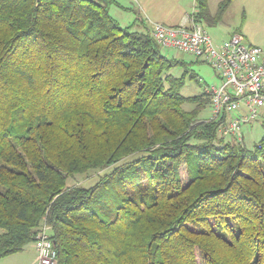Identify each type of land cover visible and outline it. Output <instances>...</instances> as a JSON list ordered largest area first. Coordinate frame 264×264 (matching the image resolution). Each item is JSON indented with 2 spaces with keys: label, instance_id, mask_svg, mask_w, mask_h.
Segmentation results:
<instances>
[{
  "label": "trees",
  "instance_id": "16d2710c",
  "mask_svg": "<svg viewBox=\"0 0 264 264\" xmlns=\"http://www.w3.org/2000/svg\"><path fill=\"white\" fill-rule=\"evenodd\" d=\"M112 6L0 0V260L47 226L58 264H264V134L223 137L186 64Z\"/></svg>",
  "mask_w": 264,
  "mask_h": 264
},
{
  "label": "built area",
  "instance_id": "2783aa9c",
  "mask_svg": "<svg viewBox=\"0 0 264 264\" xmlns=\"http://www.w3.org/2000/svg\"><path fill=\"white\" fill-rule=\"evenodd\" d=\"M152 36L165 50H176L207 63L218 84L205 87L211 98L210 119L221 120L219 132L243 141V126L264 117V47L246 42L242 35L216 44L191 16L179 25L153 23ZM45 226L34 243V264H58L57 250Z\"/></svg>",
  "mask_w": 264,
  "mask_h": 264
},
{
  "label": "rangeland",
  "instance_id": "374dc122",
  "mask_svg": "<svg viewBox=\"0 0 264 264\" xmlns=\"http://www.w3.org/2000/svg\"><path fill=\"white\" fill-rule=\"evenodd\" d=\"M194 1L195 0H185L183 3L189 14L196 11V3ZM224 1L225 0H207L208 15L211 22L204 20L203 26L212 40L220 43L230 39L233 35L239 34L245 38L247 43L264 47V0H233L227 7L222 8ZM123 5L132 8L131 6H134V3L132 0L129 2L123 0ZM120 14L123 15L124 19L127 18L128 21V13H122V11H120L119 15ZM118 19L120 25L123 26L125 22L120 20V18ZM135 21L136 20L127 22L126 25H132L136 23ZM163 53L169 59L183 61L186 64L188 75L195 77L202 85L200 87L198 83L191 81L189 76H187L185 87L181 91L183 96L200 95L206 86L212 87L218 84V79L213 69L207 63L197 61L194 56L176 50L163 49ZM183 70L184 69L177 67L173 70V73L177 76H181ZM211 115V108L204 111L203 116L206 118L211 117ZM262 121L260 119L255 122L252 130L249 126H243L244 142L248 149H253L255 144L262 138L264 134V127L261 124ZM107 172H111V169ZM181 176L183 183L186 185L187 175L184 164L181 167ZM80 182L89 186L92 185V183L94 184L95 179L84 181L82 176H76L73 179H69L68 185L70 186L71 184ZM2 233L3 230L0 229V235ZM36 254L35 246H33V243H30L27 244L21 252L0 260V264H34V260L37 256ZM197 257L200 262L198 254Z\"/></svg>",
  "mask_w": 264,
  "mask_h": 264
},
{
  "label": "crops",
  "instance_id": "0c3cea01",
  "mask_svg": "<svg viewBox=\"0 0 264 264\" xmlns=\"http://www.w3.org/2000/svg\"><path fill=\"white\" fill-rule=\"evenodd\" d=\"M117 1L121 7L119 6L110 7V13L117 21L119 20L118 18H120V20H123L125 22L123 25L124 27L127 26L126 25L127 22L133 20H138L139 22L144 23L148 27H150L153 23H161L164 25H179L183 23L188 16H191L192 14L197 12L196 9L194 13L189 14V12L187 11V9L183 4L185 0H132L134 3V6H131L132 8H128L125 5H123V0H117ZM124 1L129 2L131 0H124ZM120 11H122V13H128L127 15L128 21L127 18L124 19L122 14L119 15ZM215 43L218 45L221 44L222 42L220 43L215 42ZM261 121H262L261 124L264 125V117L261 118ZM253 125L254 123L248 125L251 130L253 129Z\"/></svg>",
  "mask_w": 264,
  "mask_h": 264
}]
</instances>
